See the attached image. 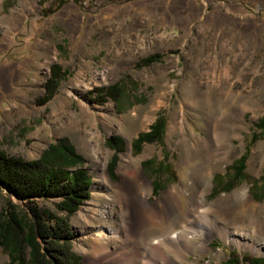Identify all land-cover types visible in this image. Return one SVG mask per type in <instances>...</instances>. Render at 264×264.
<instances>
[{"label": "rangeland", "instance_id": "rangeland-1", "mask_svg": "<svg viewBox=\"0 0 264 264\" xmlns=\"http://www.w3.org/2000/svg\"><path fill=\"white\" fill-rule=\"evenodd\" d=\"M154 54L158 61L139 65ZM53 63L66 75L40 105ZM15 66L18 84L0 89V150L30 161L66 138L84 159L90 197L67 219L71 250L84 264L91 260V229L100 210L106 226L117 224L116 207L107 210L111 199L99 156L113 184L121 181L128 157L129 171L139 169L150 185L148 203L170 188H186L192 199L203 195L206 204L239 213L245 225L226 227L230 231L248 229L250 221L264 225V0H0V71ZM113 84L122 88L118 104L97 103L93 91ZM158 117L165 122L161 139L133 150L132 141ZM112 136L122 139L121 151L107 144ZM246 151L243 175L236 178L232 166ZM242 192L253 206L242 208ZM56 202L35 206L64 216ZM10 207L32 216L29 204L0 190V213ZM158 233L152 229L145 237ZM163 252L157 264L264 258V251L240 250L220 236L209 240L204 254ZM8 263L0 248V264Z\"/></svg>", "mask_w": 264, "mask_h": 264}, {"label": "trees", "instance_id": "trees-1", "mask_svg": "<svg viewBox=\"0 0 264 264\" xmlns=\"http://www.w3.org/2000/svg\"><path fill=\"white\" fill-rule=\"evenodd\" d=\"M159 58L158 54L150 55L139 60V65H149ZM65 75L66 72L59 64L53 63L50 66L49 76L43 84V95L37 100L38 104L43 105L54 97ZM93 93L100 98L97 103L109 99L118 104L122 88L119 84H113L96 88ZM259 124L263 126L262 122ZM164 128L163 118L158 117L150 125L148 132L139 133L132 141V149L137 152L143 143L160 140ZM107 144L119 152L123 141L118 136H112ZM247 154L248 151L232 166L236 178L243 175ZM116 159L114 155L108 164L110 173ZM84 162L66 138L50 144L38 159L30 161L0 150V190L19 202L29 204L32 215L28 217L16 207L0 213V248L6 251L8 264H84L71 250L73 234L67 220L90 197L91 177L83 167ZM154 183L155 181L153 189L156 190ZM50 199H58L54 205L64 216L57 217L35 206L39 200ZM244 261L248 264H264L262 257L246 258ZM223 264L241 262L230 257Z\"/></svg>", "mask_w": 264, "mask_h": 264}, {"label": "bare ground", "instance_id": "bare-ground-1", "mask_svg": "<svg viewBox=\"0 0 264 264\" xmlns=\"http://www.w3.org/2000/svg\"><path fill=\"white\" fill-rule=\"evenodd\" d=\"M19 70L20 67L15 66L0 71V89L11 88L9 84L12 81L18 84L16 76ZM96 160L102 162L101 168L105 173L103 180L107 183L105 189L111 199L107 210L116 207L117 224L106 226L108 219L102 218L104 211L100 210V221L91 229L93 239L88 264H157L159 255L164 253L163 249L204 254L213 236H220L225 243L237 246L240 250L249 249L253 254L263 253L264 225L259 221H250L248 229L230 231L226 227L245 225L239 213L234 209L224 211L208 205L203 195L192 199L186 188H183L182 193L170 188L153 203H148L150 185L139 169L130 172L132 161L128 157L126 165L120 170L121 181L116 184L108 180L105 158L99 156ZM240 196L243 209L253 206L245 192ZM186 199L191 202L188 206ZM81 214L82 211L76 217ZM152 229H158L159 233L145 237V233ZM108 237H111L109 239L115 243L114 246L108 245ZM247 237L259 238L261 242L248 241ZM176 256L181 257L179 253ZM215 256L222 258L223 254L218 251ZM185 262L190 264L186 258Z\"/></svg>", "mask_w": 264, "mask_h": 264}, {"label": "water", "instance_id": "water-1", "mask_svg": "<svg viewBox=\"0 0 264 264\" xmlns=\"http://www.w3.org/2000/svg\"><path fill=\"white\" fill-rule=\"evenodd\" d=\"M81 262H83V261L81 260Z\"/></svg>", "mask_w": 264, "mask_h": 264}]
</instances>
